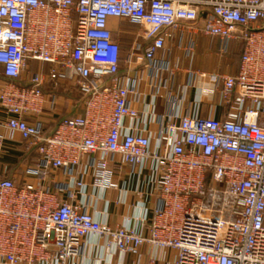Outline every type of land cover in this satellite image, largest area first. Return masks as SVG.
<instances>
[{"label":"built area","instance_id":"obj_1","mask_svg":"<svg viewBox=\"0 0 264 264\" xmlns=\"http://www.w3.org/2000/svg\"><path fill=\"white\" fill-rule=\"evenodd\" d=\"M112 20L141 29L124 59ZM185 31L244 44L238 73L214 77L221 119L134 105L140 80L123 65L159 78L171 69L156 56ZM69 75L83 114L47 133L29 119L57 106L44 87ZM0 107L37 154L35 183L0 178V264H69L91 237L118 264H264V0H0ZM4 154L0 136V171ZM126 168L159 201L146 234L59 195V173L74 199L90 179L118 189Z\"/></svg>","mask_w":264,"mask_h":264},{"label":"crops","instance_id":"obj_2","mask_svg":"<svg viewBox=\"0 0 264 264\" xmlns=\"http://www.w3.org/2000/svg\"><path fill=\"white\" fill-rule=\"evenodd\" d=\"M110 26L115 36L120 39L124 59L131 52L133 43L137 39L142 40L141 29L127 21L119 20H112ZM243 47L244 44L240 40L224 44L218 38H208L198 32L175 33L173 39L167 43V50L160 52L155 60L157 66L168 64L171 71H165L156 78L146 65L133 64L130 70L123 65L124 72H131L132 77L140 80L139 93L145 103L141 99L142 102L135 103V107L143 110L147 104L153 108L159 118L164 116L181 118L193 113L196 106H199L200 117L211 116L221 119L223 107L218 92L220 84L214 77L238 73ZM52 88L47 84L44 92L54 93ZM58 88L61 89L60 86ZM73 96L67 98L62 105L71 106V109L78 107ZM180 98V102H173ZM57 106L50 108L48 105L42 115L30 118L29 122L40 124L47 133H53L60 123L54 118L59 115L57 112L60 110ZM6 122V112L0 107V136L5 138V154L2 158L0 178L14 179L19 186L28 182L35 183L31 171L35 166L37 154L34 149L29 148L20 134H12L7 130ZM160 127V122H157L150 127V131L156 133ZM56 180L65 187L58 191L63 201L86 206L98 220L108 222L112 227L132 226L146 234L148 222L159 206L158 198L155 194H151L146 180L132 175L128 168L116 177L118 189H97L90 179L87 181L86 192L84 194L76 192L74 199L69 198L70 191L66 189L69 185V177L59 173ZM131 261V257L127 258L124 264H130ZM118 263L119 259L111 258L107 253L102 240L91 237L87 242L85 253L69 264Z\"/></svg>","mask_w":264,"mask_h":264},{"label":"rangeland","instance_id":"obj_3","mask_svg":"<svg viewBox=\"0 0 264 264\" xmlns=\"http://www.w3.org/2000/svg\"><path fill=\"white\" fill-rule=\"evenodd\" d=\"M44 69H45V71L48 70V68H44ZM59 86H60L61 89H59L57 93H53V92L48 93L47 92V94L49 96L50 95L51 96L52 95L55 96L57 98V101H58L57 105L59 106V110L60 111L57 112V113H59V115L54 116L55 121L56 122H61L62 120L66 119V118H73V117L82 115L83 109H84L83 108V101L81 99L82 96L80 95L81 92L80 93L75 92V90H74L75 89L74 80L71 78L70 80H67V81L66 80L61 81ZM73 90H74V92H73ZM71 93H72V95H74L73 97H76V96L78 97L79 96V98H78V100H79L78 107H75V109H73V107L71 109V106L70 107H66L65 104L62 105L63 102H66V99L69 97V96L66 97L65 94L66 95L67 94L71 95ZM76 103H77V101H76ZM50 105L51 104H49V106ZM50 108H51V106H50ZM71 110H74V111L71 112ZM116 258L119 259L118 256H116ZM128 258H130V257H128Z\"/></svg>","mask_w":264,"mask_h":264},{"label":"trees","instance_id":"obj_4","mask_svg":"<svg viewBox=\"0 0 264 264\" xmlns=\"http://www.w3.org/2000/svg\"><path fill=\"white\" fill-rule=\"evenodd\" d=\"M70 79H71V76L69 75V76L67 77L66 81H67V80H70ZM62 81H64V80H62ZM60 82H61V81H60ZM60 82H59V84H60ZM59 84H58V86H55L54 84H51V83L49 84V86H52V87H53L52 89L55 91L54 93H57V91H58V89H59V88H58V87H59ZM57 88H58V89H57ZM72 89H73V88H72ZM75 90H76L75 92H77V93H80V92H81L80 90H78V89H76V88H75ZM80 95L82 96L81 99H82V101H83V94H82V92L80 93ZM65 96H66V97L69 96L68 98H72V93H71V95H68V94L66 95V94H65ZM74 98L76 99L77 103H79V100H78L79 96H78V97L76 96V97H74ZM44 131L46 132V129H45V128H44ZM35 152H36V151H35Z\"/></svg>","mask_w":264,"mask_h":264}]
</instances>
